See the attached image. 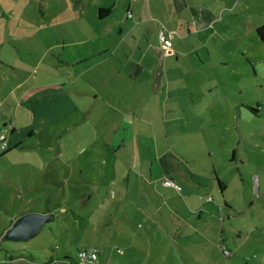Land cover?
Listing matches in <instances>:
<instances>
[{"label":"crops","instance_id":"0c3cea01","mask_svg":"<svg viewBox=\"0 0 264 264\" xmlns=\"http://www.w3.org/2000/svg\"><path fill=\"white\" fill-rule=\"evenodd\" d=\"M31 1L43 23L48 22L58 30L60 26L63 28L62 34L52 32L48 36H53L56 43L47 47L37 60V64L47 66L48 72L56 68L62 72V67H67L70 71L64 72L61 81L42 84L39 96H32L31 91L27 92L30 94L21 91L19 97L15 98L13 116V91H18L23 83L16 84L13 88L12 73L15 72V64L0 61V67L10 70V73H0V126L11 135L15 131L17 111H21L23 115L24 107L27 104L30 106L32 100L35 102L40 97H48L47 105L50 107L58 105L57 110L60 106L67 111L74 107L79 108L80 102L71 98L83 97L80 86L76 87L75 82H71L76 80L80 72L76 70V66L88 58L101 56L100 60L92 64L95 70L91 69V65L85 70L90 68L91 72L94 71L97 77L103 80L100 76L104 70L99 75L97 69L104 66L105 72L111 75L109 78L111 84L105 91L90 92L93 100L98 99L99 102H103L102 104H106V111L118 113L113 119V122L116 120L114 132L118 140L112 141L109 152L115 153L123 149L125 143L132 140L133 166L141 171L140 176L143 175L149 180L148 194L142 193L140 196L142 206L139 205L133 211L126 210L125 215L130 221L136 216L141 224L138 226L134 224L132 228L128 225L118 228V232L123 234L120 241L123 245V249L120 250L123 254L122 259L131 264L136 254L135 264H235L236 255L227 245L225 231L220 223L223 221L222 217L217 219L212 215L213 211L204 208L205 204L210 203V200H207L209 197L198 204L193 202L187 204L182 200L185 209L180 210L176 194L185 189L187 193L199 189L201 196H204V191L209 188L211 182H214L223 199V204L217 210L221 212L225 209L230 214L238 215L244 208H236L228 203L226 193L229 192V183L237 185L239 191L234 190L232 194L234 197L229 196L230 200H235L236 191L240 193L243 183L242 171L249 168L252 173L253 191L256 194L254 197L264 198V169L260 171L259 165L253 160L257 154L264 153V108L260 107L261 104L264 105V99L262 101L258 99L255 91L243 99L239 95L240 88L247 86L256 88V81H252V77H257L255 63L264 62L261 57L264 56V48L260 51L261 55L255 49L260 45V41L264 42L257 34V28L264 25V0ZM53 7L58 9L51 11ZM66 23L70 32L74 33L68 37L64 33ZM162 27L171 33L170 47H164L158 39V32ZM95 38L100 40V46L96 45L91 49L84 44ZM69 46H72V50H67ZM67 52H72L73 59L66 57ZM117 56L121 58L120 61L115 59ZM42 57L47 58V63L43 62ZM254 58L259 59L257 61ZM234 59H244L246 68L234 65ZM71 72H74L73 79L67 80L66 76ZM243 73L246 76L243 77ZM123 74L128 77L134 74L136 79L135 84L129 82L127 85L128 89L138 90L136 95L140 109L136 116L130 115L128 110L113 107L112 99L117 97L116 93L119 92L114 85H117ZM60 77L61 75L58 76ZM7 78L12 85L4 87L3 80ZM80 78L81 76L78 77ZM219 90L221 93H218ZM233 94L235 96H232ZM162 105L186 106V119L202 123L199 127L196 126L195 131L191 129L187 133L182 147L189 153L190 158H193L192 154L195 152L193 143L203 149L208 158H212L214 154L222 155L223 160L219 163H215L213 158L212 162H209L208 175L199 174L197 169L186 168L189 175L187 177L183 170L177 169L174 160L177 159L178 163L181 157L178 158V155L174 154L175 152L178 154L179 149L171 140V143L163 148L161 143L155 142L154 159L158 161L155 164L163 173L158 178L160 183L158 179L151 180V163L146 166L141 153L144 147L139 146L140 134H146L142 125L145 121L141 114H150L154 111L159 114L158 118H161ZM215 105L218 106L217 109H214ZM236 106L240 111L238 115L233 113ZM83 110L84 108L82 112ZM242 111H245L244 119ZM33 113L32 110L30 114ZM163 113V117L166 118V111ZM82 115H87L86 111ZM225 119L229 121L227 124ZM243 120L258 123L261 121V124L260 127L258 125V130L253 127L247 128V125L241 123ZM153 129L151 128L150 132L160 138L159 134L155 135ZM27 134L31 136L33 131H28ZM196 153H199V150H196ZM142 171H147V176L144 175L146 172ZM164 179L173 181L175 187L164 185ZM217 181L221 183L222 188ZM125 221L127 219L123 218V222ZM109 227L105 238L107 242L112 240L117 230ZM236 234V240H240L241 233ZM243 245L240 242L237 249L240 250ZM93 246L100 249L94 264L110 263L107 244L96 243ZM220 246L228 248L229 251V255L222 257L221 260ZM263 259L264 257L259 264H264ZM238 261L237 264H242L240 260Z\"/></svg>","mask_w":264,"mask_h":264},{"label":"rangeland","instance_id":"374dc122","mask_svg":"<svg viewBox=\"0 0 264 264\" xmlns=\"http://www.w3.org/2000/svg\"><path fill=\"white\" fill-rule=\"evenodd\" d=\"M32 3L31 0H0V61L15 64V72L12 73L13 88L16 84L23 83L18 91H13V116L15 98L19 97L21 91H26L24 94H30L27 92L31 91L32 96H39L42 84L61 81L64 72L70 71L69 68L62 67V72H59L58 68L48 72L47 66L37 64V60L47 47L56 43L53 41V36H48L52 32L62 34L63 28L60 26L58 30L48 22L43 23L36 6ZM57 9L58 7H53L50 10L56 11ZM64 33L67 37L74 34L70 32L67 23L64 26ZM84 44L92 49L96 45L100 46L101 42L95 38ZM259 44L255 49L260 54L264 48V42L260 41ZM67 50H72V46H69ZM68 56L73 59L72 52H67L66 57ZM261 57L264 61V56L261 55ZM101 58V56H93L76 66V70L80 72L76 80H71V82H75L76 87L80 86L83 97L72 96L71 98L80 102L79 108L74 107L67 111L60 106L57 110L58 105L54 107L47 105L46 98L48 97H40L35 102L32 100L30 106L27 104L28 108L24 107L23 115L21 111H17L16 120L13 117L15 131L11 135L0 126V134L5 137L6 144V150H0V264H71L70 262L76 258L79 249L93 246L96 243L107 244V249L110 251L108 256L110 263L108 264H127L120 252L123 249L120 243L123 234L118 232V228L123 225L132 228L134 224L137 226L141 224L136 216L130 221V218L125 215L128 210L133 211L139 205L142 206L143 201L140 196L142 193L148 194L149 180L143 175L140 176L141 171L133 166L131 161L132 140L127 141L123 149L115 153L109 152L112 141L118 140L114 132L116 120L113 122L118 113L106 111V104H102L103 102H99L98 99L93 100L90 92L105 91L106 87L111 84L109 80L111 75L105 72L104 66L97 67L99 75L104 70L100 76L103 80L99 79L94 71L91 72L90 68L85 70L89 65L92 70H95L93 65ZM115 59L121 60L119 56ZM250 59L253 60V57ZM258 59L254 58L257 61ZM43 62L47 63V58H44ZM255 64L257 65V77H252V81H256V88L249 86L240 88L241 94L239 95L243 99L255 91L256 97L262 101L264 99V62ZM234 65L245 67L246 63L244 59H234ZM2 72L10 73V70L0 67V73ZM59 75H61L60 78H58ZM242 75L246 76L244 73ZM72 76L74 72L67 74L66 79H73ZM79 76H81L80 79H78ZM3 81L4 87L12 85L9 78ZM129 82L135 84L134 74L130 77L123 74V77L117 81V85H114L119 89L116 93L117 97L114 95L111 99L114 103L113 107L128 110L130 115L136 116L140 109L136 95L138 90L128 89ZM232 91L231 88V94ZM218 93H221V90ZM108 102L109 100L106 101ZM260 107L264 108V105L261 104ZM83 108V112L86 111L87 115H82ZM186 108L183 105H162L161 118H158L159 114L154 111L150 114H141L145 121L141 124L146 134H140L139 146L144 147L141 153L146 166L148 167L151 163V180L153 181L163 173L155 164L158 162L154 159L155 142L161 143L162 148L170 144L171 140L175 142L179 151L178 154L177 152L174 154L178 155V158L181 157L179 158L181 161L177 163L175 159L174 164L177 169L183 170L187 177L189 175L186 168L197 169L199 174L208 175V164L212 162V158L215 163L223 160L221 154L218 156L214 154L212 158H208L203 149L196 147V143H193L195 150L192 154L193 158H190L189 153L184 150L182 145H184L187 133L191 129L195 131L196 126L199 127L202 124L187 120ZM217 108L218 106L215 105L214 109ZM47 109H49L48 115ZM32 110L34 113L31 115ZM165 111L166 118L163 117ZM233 113L236 115L240 113L237 106L233 109ZM244 115L245 111H242L243 119ZM235 117L237 121V116ZM253 120L251 122L243 120L241 123L244 126L247 125V128L257 129L258 125L260 127L261 121L258 123ZM228 122L225 119V123ZM151 128H154L155 135L159 134L160 138L150 132ZM28 131H33V135L28 136ZM165 134L169 137L166 138ZM11 141H13L12 144ZM196 150H199L200 154L196 153ZM253 160L259 165L260 171L264 169V153L257 154ZM142 172H146L144 175L147 176V171ZM242 173L243 183L240 193L237 185L232 183H229V192L226 193L228 203L236 208H244L243 212L238 215L230 214L225 209L221 212L217 210L223 204V199L214 182L210 183L207 190L205 189L204 196H201L199 189L189 193L185 191L186 189L182 190L180 194H176L177 203L178 208L183 210L185 206L182 200L187 204L190 202L198 204L209 197L210 203L205 204L204 208L213 211L214 213H211L217 219L222 217L223 221L220 223L225 231L227 245L236 255L235 264L239 262L238 260L242 264H246L245 262L259 264L264 257L262 253L264 252V198L254 197L256 194L253 191L250 169L246 168ZM205 175L204 177H207ZM234 190H238L236 198L230 200L229 196L234 197L232 195ZM44 211L50 212L53 217L51 221L42 226L36 236L18 242L5 239L6 232L19 216L28 212L42 213ZM123 218L127 221L123 222ZM109 226L117 230L112 240L107 242L105 238ZM238 232L241 233L240 240H236ZM239 241L242 245L244 244L240 250L237 249ZM219 257L220 260L224 257L220 250ZM133 259L131 264L136 263V254Z\"/></svg>","mask_w":264,"mask_h":264},{"label":"water","instance_id":"95a60500","mask_svg":"<svg viewBox=\"0 0 264 264\" xmlns=\"http://www.w3.org/2000/svg\"><path fill=\"white\" fill-rule=\"evenodd\" d=\"M51 219V214L48 213H25L14 221L4 237L13 242L26 241L36 236L40 232L42 226L51 221Z\"/></svg>","mask_w":264,"mask_h":264},{"label":"built area","instance_id":"2783aa9c","mask_svg":"<svg viewBox=\"0 0 264 264\" xmlns=\"http://www.w3.org/2000/svg\"><path fill=\"white\" fill-rule=\"evenodd\" d=\"M158 39L164 47L171 46V33L167 32L163 27L158 32ZM6 149L5 137L0 134V150L4 151ZM163 184L166 186H173L175 184L169 179H164ZM208 201L210 198L207 199ZM220 250L224 257L229 255V251L224 247L220 246ZM99 256V249L95 246L85 247L79 249L75 258V264H94Z\"/></svg>","mask_w":264,"mask_h":264},{"label":"trees","instance_id":"16d2710c","mask_svg":"<svg viewBox=\"0 0 264 264\" xmlns=\"http://www.w3.org/2000/svg\"><path fill=\"white\" fill-rule=\"evenodd\" d=\"M101 11H103V10H101ZM257 34L259 35V37H260L261 39H264V25L259 26V27L257 28ZM252 111H253V109H252ZM5 150H6V149H5ZM5 150H4V151H5ZM163 181H164V180H163ZM173 183H174V182H173ZM217 183H218V185H220L219 187L222 188L221 183H220L219 181H217ZM51 217H53L52 214H51ZM70 263H71V264H75V259H73Z\"/></svg>","mask_w":264,"mask_h":264},{"label":"flooded vegetation","instance_id":"af4514ba","mask_svg":"<svg viewBox=\"0 0 264 264\" xmlns=\"http://www.w3.org/2000/svg\"><path fill=\"white\" fill-rule=\"evenodd\" d=\"M43 214H45V213H48V214H51L50 212H47V211H44V212H42Z\"/></svg>","mask_w":264,"mask_h":264}]
</instances>
